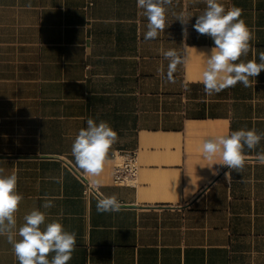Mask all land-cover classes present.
<instances>
[{
  "label": "crops",
  "instance_id": "1",
  "mask_svg": "<svg viewBox=\"0 0 264 264\" xmlns=\"http://www.w3.org/2000/svg\"><path fill=\"white\" fill-rule=\"evenodd\" d=\"M219 2L241 10L255 34L241 60L259 62L264 0ZM206 7L173 0L165 30L145 40L137 0H0V167L18 176L17 231L33 209L46 213L45 224L62 223L76 233L67 264H264V139L245 147L244 170L231 180L202 154L209 138L264 132V71L250 87L205 93L201 52L214 45L192 26ZM181 13L192 17L186 39ZM169 49L184 58L175 83ZM90 117L118 133L98 187L71 152ZM133 149L137 183L118 185L117 155ZM112 195L122 210L98 213V200ZM45 197L54 207L43 208ZM0 264H19L6 236Z\"/></svg>",
  "mask_w": 264,
  "mask_h": 264
},
{
  "label": "clouds",
  "instance_id": "2",
  "mask_svg": "<svg viewBox=\"0 0 264 264\" xmlns=\"http://www.w3.org/2000/svg\"><path fill=\"white\" fill-rule=\"evenodd\" d=\"M199 3L201 0H192ZM206 8L196 16L195 31L208 36L213 41L209 52H201L206 58V67L202 73L201 83L207 95L242 83L250 87V78H255L264 71V51L259 53V62L255 59L243 61L250 51V42L255 39L254 32L240 19L242 12L233 7L229 10L219 0H203ZM173 0H137V7L143 10L147 18L145 40H154L166 27V13ZM192 17L181 13L177 20L183 28L185 39L188 36L186 25ZM169 60L167 80L175 83L173 73L184 58L176 49L163 52ZM237 61H240L237 63ZM264 139V132L255 129H240L230 134L218 135L205 140L202 154L212 165L219 164L229 169L225 173L227 180L232 179V171L241 173L246 164L245 147L253 150ZM118 140V133L106 121L97 123L93 118L87 119V127L79 130L72 144V156L76 165L93 178L92 183L99 186L98 178L104 171L109 151ZM219 156V161L216 157ZM258 160L264 164V152L258 153ZM215 174V173H214ZM18 176L15 172L6 174L0 167V236H6L12 245L13 253L19 264H67L76 247V233L65 230L62 223L53 220L45 224L46 213L33 209L23 217L24 223L18 228L16 212L23 200L17 191ZM54 207L52 200L45 197L44 209ZM98 213H114L122 210L116 195L98 200ZM45 225L42 229L41 226ZM20 239L17 240L16 236ZM115 252V249H114ZM54 253L51 259L49 254Z\"/></svg>",
  "mask_w": 264,
  "mask_h": 264
},
{
  "label": "built area",
  "instance_id": "3",
  "mask_svg": "<svg viewBox=\"0 0 264 264\" xmlns=\"http://www.w3.org/2000/svg\"><path fill=\"white\" fill-rule=\"evenodd\" d=\"M119 161L113 167V181L118 185H135L139 174L138 149L122 151L117 155ZM88 185L87 192L94 191Z\"/></svg>",
  "mask_w": 264,
  "mask_h": 264
}]
</instances>
